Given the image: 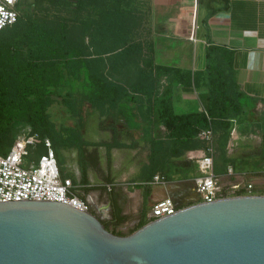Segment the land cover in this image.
<instances>
[{"label": "crops", "instance_id": "0c3cea01", "mask_svg": "<svg viewBox=\"0 0 264 264\" xmlns=\"http://www.w3.org/2000/svg\"><path fill=\"white\" fill-rule=\"evenodd\" d=\"M121 4L133 19L131 40L141 43L129 55L141 60L139 65L110 68L127 90L122 99L97 104L83 100L80 121L66 123L75 128L67 129V135L75 133L80 142L62 147L73 164L72 176L59 166L62 175L90 199L94 213L103 214L102 222L110 231L122 234L148 222L152 205L169 197L168 192L183 205L192 204L197 196L190 181L198 173L196 158L204 142L193 139L192 147L172 155L178 145L166 136L158 105L167 89L176 113L203 108L208 88L200 74L206 69L207 46L216 45L233 52L234 78L248 105L224 144L221 132L213 131L214 170L227 184L252 182L254 193L264 194L260 174L264 169V0H122ZM139 69L155 74L153 96L133 88ZM167 72L174 74V80ZM179 72L189 77L186 82L179 80ZM162 142L169 190L143 187L138 183L151 177L145 170L152 149Z\"/></svg>", "mask_w": 264, "mask_h": 264}, {"label": "trees", "instance_id": "16d2710c", "mask_svg": "<svg viewBox=\"0 0 264 264\" xmlns=\"http://www.w3.org/2000/svg\"><path fill=\"white\" fill-rule=\"evenodd\" d=\"M121 2L49 0V4H34L22 0L16 22L0 30V153L7 152L17 133L26 128L40 138L48 137L52 146L76 145L80 137L66 133L75 128L55 122L52 113L56 117L68 115L77 123L83 100L97 104L123 98L127 90L110 70L131 63L139 65L141 58L129 54L139 50L141 43L131 40L133 19ZM205 57L206 69L200 75L208 91L202 109L176 113L167 89L159 100L158 113L166 136L172 145H178L172 151L175 156L192 147L199 130L209 126L221 132L220 142L224 144L233 122L248 105L234 78L233 52L209 45ZM154 75L139 69L135 91L153 96ZM170 77L174 80V74ZM178 78L186 82L189 77L179 72ZM165 145L162 142L152 149L150 165L145 170L149 177L159 172L170 179L163 171Z\"/></svg>", "mask_w": 264, "mask_h": 264}, {"label": "water", "instance_id": "95a60500", "mask_svg": "<svg viewBox=\"0 0 264 264\" xmlns=\"http://www.w3.org/2000/svg\"><path fill=\"white\" fill-rule=\"evenodd\" d=\"M182 204L117 234L65 203L0 202V264H264V194Z\"/></svg>", "mask_w": 264, "mask_h": 264}, {"label": "built area", "instance_id": "2783aa9c", "mask_svg": "<svg viewBox=\"0 0 264 264\" xmlns=\"http://www.w3.org/2000/svg\"><path fill=\"white\" fill-rule=\"evenodd\" d=\"M21 2L0 0V30L16 22ZM197 138L204 142V147L202 154L196 158L198 173L190 181L197 196L193 203L211 202L226 196L256 194L252 182L241 184L235 181L227 184L215 172L214 133L210 126L199 130ZM38 142L45 151L35 159ZM228 173L232 174L233 169L228 168ZM260 174L264 178V169ZM169 182L166 176L157 173L138 184L143 187H166ZM106 187L111 189L109 184ZM17 200L56 201L93 212L90 199L79 194L71 178L62 176L51 140L48 137L40 138L38 133H31L29 128L17 133L7 152L0 153V202ZM177 202L171 197L155 202L148 215L149 221L175 213L179 208ZM96 215L101 220L104 217L102 213Z\"/></svg>", "mask_w": 264, "mask_h": 264}, {"label": "rangeland", "instance_id": "374dc122", "mask_svg": "<svg viewBox=\"0 0 264 264\" xmlns=\"http://www.w3.org/2000/svg\"><path fill=\"white\" fill-rule=\"evenodd\" d=\"M25 1L26 3H33L36 4L38 2V4H49V0H23ZM53 107V106H52ZM52 107L50 110H52ZM57 108V107H56ZM52 112V111H51ZM54 112H58V108L55 109L54 108ZM59 114V113H58ZM52 119L57 122V123H61V124H66L69 120H74V118H70V116L68 115H58L57 117L55 115H53L52 113ZM62 145L61 144H54L53 145V149L55 150L56 152V155H57V160H58V163H59V166L61 167V169L65 172V174L67 176H72L73 175V164L69 161L68 157L66 154L63 153V150H62ZM45 151V149L43 147H40L39 148V151L37 152V155L35 157V159L38 158V156L43 153ZM192 174L189 175V177L191 176ZM177 177H175L173 175V179H176ZM124 234H127V233H124Z\"/></svg>", "mask_w": 264, "mask_h": 264}]
</instances>
